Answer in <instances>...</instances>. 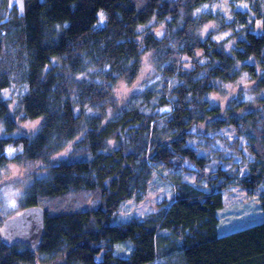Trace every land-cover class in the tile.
<instances>
[{"label": "trees", "instance_id": "trees-1", "mask_svg": "<svg viewBox=\"0 0 264 264\" xmlns=\"http://www.w3.org/2000/svg\"><path fill=\"white\" fill-rule=\"evenodd\" d=\"M214 1L23 0L20 10L0 0L6 132L0 168L15 160L43 161L47 171L19 197L21 209L38 204L46 211L40 250L8 244L0 233V264L60 257L63 262L53 264H264V219L217 231L222 190L235 182L258 192L264 212V0H249L253 12L234 8L231 19L212 7L202 10ZM154 19L165 31L158 33L156 24L142 28ZM210 20L240 34L235 44L226 47L213 33L201 37ZM147 53L158 77L119 106L116 85L138 78ZM185 56L194 58L192 67L184 66ZM243 75L249 83L228 107L214 100V92ZM14 86L21 92L11 108L4 92ZM17 117L43 120L34 133H14ZM227 125L236 128L233 141L209 135ZM194 126L198 131L191 132ZM241 136L254 156L248 173L222 167L207 173L213 158L242 153ZM70 143L67 156L51 162ZM9 146L22 151L9 157ZM159 169L169 170L158 175L172 182V200L144 217L113 222L125 200L146 197ZM127 241L133 242L129 256L116 254L117 244Z\"/></svg>", "mask_w": 264, "mask_h": 264}, {"label": "rangeland", "instance_id": "rangeland-1", "mask_svg": "<svg viewBox=\"0 0 264 264\" xmlns=\"http://www.w3.org/2000/svg\"><path fill=\"white\" fill-rule=\"evenodd\" d=\"M11 4L18 6L20 10L23 9V0H11ZM249 0H215L212 5L202 6V10L206 11L210 7L212 9L222 11L225 17L231 19L233 17V9L250 10ZM264 9V6H262ZM200 8V10H201ZM253 15V14H251ZM157 25L154 29L159 33L165 31V25L154 19L144 27ZM233 29H222L216 20L206 21L204 26L198 31L199 35L203 38L214 34V38L218 41L225 40V46L229 47L234 45L240 34H236L232 31ZM184 66L190 68L193 66V57L185 56L183 58ZM153 77H158V74L151 62L150 55L144 54L142 57V67L138 78L131 84L121 80L118 82L115 88V97L118 100L119 106L125 105L130 98L137 93H140L150 83ZM249 83L248 77L243 75L236 82L224 84L221 91L214 92L212 97L218 103L226 104L228 107L232 101V98L236 95V90L242 85ZM23 88V87H22ZM21 92L17 86L6 89L4 95L11 98L10 107L13 108L17 103V94ZM24 92V88L22 89ZM232 92V93H231ZM229 95L226 96L225 95ZM264 95V92H263ZM255 95H248L249 100H255ZM112 113L110 112V115ZM43 118H36L32 120H21L17 117L18 128L14 133H34L41 125ZM191 132L198 131L197 127H192ZM6 134L5 127L0 120V137ZM198 134V133H197ZM210 136L218 135L226 138L228 141H233L238 136L236 128L232 125H227L216 132H210ZM112 143H114L112 141ZM72 147V143L68 144L64 149L55 153L52 156L51 162H56L61 158L67 156ZM240 147H242V153H232L231 159L223 160L213 158L207 165V173L213 172L214 169L222 167L224 170H230L238 175H244L248 173V163L253 160L254 156L246 147V141L243 136L240 137ZM21 147L9 146L6 150V154L9 157H13L15 154L20 153ZM43 161H35L34 163L22 161H10L0 168V219H5L19 213L21 205L19 203V197L23 195L25 189L36 177L46 175ZM162 169L157 170L154 173L153 181L151 182L147 195L142 201L136 200L132 197L125 200L119 211L114 215L113 222L123 223L130 220L133 217H144L145 215L158 210L160 203L165 199L169 202L174 196V190L172 182L165 177L159 176ZM169 170L165 169L162 174L168 175ZM185 177L190 179L191 182L195 183V176L192 177L191 173H185ZM208 177V174H207ZM204 189H209L208 182L204 180L201 183ZM263 189V187H261ZM223 206L217 210V217L219 219L217 225V231L219 234H224L232 230H236L245 227L249 224L260 222L264 219V212L260 206L259 198L257 197L258 192L255 191L250 193L244 186L238 182L232 185L226 186L223 190ZM133 249V242L127 241L117 244L116 254L120 256H129ZM56 262H63V258L60 257L53 262H42V264H53ZM41 264V263H37ZM147 264H166L164 260H157L153 263Z\"/></svg>", "mask_w": 264, "mask_h": 264}, {"label": "water", "instance_id": "water-1", "mask_svg": "<svg viewBox=\"0 0 264 264\" xmlns=\"http://www.w3.org/2000/svg\"><path fill=\"white\" fill-rule=\"evenodd\" d=\"M46 211L41 205H30L14 216L2 220V239L12 244H28L33 252L40 250L46 232Z\"/></svg>", "mask_w": 264, "mask_h": 264}, {"label": "snow or ice", "instance_id": "snow-or-ice-1", "mask_svg": "<svg viewBox=\"0 0 264 264\" xmlns=\"http://www.w3.org/2000/svg\"><path fill=\"white\" fill-rule=\"evenodd\" d=\"M101 20H103V17L101 16Z\"/></svg>", "mask_w": 264, "mask_h": 264}]
</instances>
